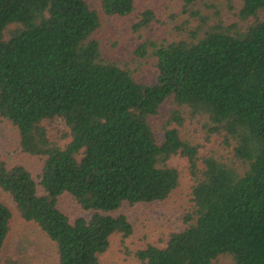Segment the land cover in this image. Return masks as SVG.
<instances>
[{"label":"trees","instance_id":"16d2710c","mask_svg":"<svg viewBox=\"0 0 264 264\" xmlns=\"http://www.w3.org/2000/svg\"><path fill=\"white\" fill-rule=\"evenodd\" d=\"M204 2L182 0L189 18L172 40L144 37L156 16L138 15L136 54L154 60L152 85L106 57L102 19L87 0H0V118L17 130L22 152L43 162L38 184L1 160L0 189L53 243L58 264H101L113 236L131 237L127 217L112 213L168 200L181 183L175 157L188 161L193 181L186 227L135 257L264 264V0H241L231 22L196 9ZM100 9L128 17L135 0H100ZM168 101L160 141L152 119ZM183 114L204 122L226 153L201 156V145L182 137ZM64 194L92 216L71 222L59 208ZM12 219L0 198V254Z\"/></svg>","mask_w":264,"mask_h":264},{"label":"rangeland","instance_id":"374dc122","mask_svg":"<svg viewBox=\"0 0 264 264\" xmlns=\"http://www.w3.org/2000/svg\"><path fill=\"white\" fill-rule=\"evenodd\" d=\"M87 1L92 9L98 11L102 19L98 39L102 43L106 57L131 70L140 83L156 84L157 69L154 60L143 59L136 54L143 40L133 32V24L139 14L150 9L155 13L156 20L145 32L144 37L172 40L189 18L182 0H135V12L124 18L105 16L100 9V0ZM241 5V0H205L204 5L196 9H203L211 15L219 13L224 20L231 22L237 20ZM173 108L170 101L166 102L161 107L159 115L152 119L160 141L163 140L162 125L171 119ZM183 120V127L180 128L182 137L201 145V156L213 152L222 155L226 153L221 147L220 139L209 136L203 126L204 122L189 114H183ZM58 125L65 128L62 122ZM173 126L178 125L173 122ZM1 160L6 161L10 167L17 165L26 167L39 184L42 160L23 153L17 130L8 121L0 118ZM170 165L180 172V187L164 202L124 204L118 212L112 213L114 216H126L133 226V234L125 241L121 235L113 236L109 250L100 257L101 264H141L135 257L137 251L148 246L164 248L171 233L182 232L185 229L184 217L192 205L193 181L186 159L175 157L170 161ZM39 193H43L40 185ZM0 198L13 213L11 232L0 254V264L9 257L14 258L19 264H58L54 245L49 238L37 225L22 219L12 200L1 189ZM59 208L71 222L80 217L89 219L92 216V213L82 210L68 194L61 196ZM213 264H230V259L222 257Z\"/></svg>","mask_w":264,"mask_h":264}]
</instances>
